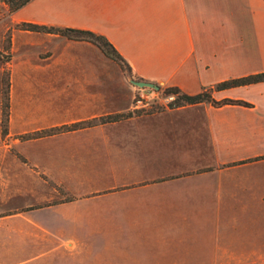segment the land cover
<instances>
[{
	"label": "crops",
	"instance_id": "obj_1",
	"mask_svg": "<svg viewBox=\"0 0 264 264\" xmlns=\"http://www.w3.org/2000/svg\"><path fill=\"white\" fill-rule=\"evenodd\" d=\"M20 22L102 34L130 73L90 41L14 29L12 137L128 111L136 91L132 78L192 95L264 72V0H31L5 19L0 50L3 30ZM2 71L0 58V229L21 236L10 253L50 240L47 228L33 233L40 227L34 214L90 198L115 196L123 207L147 204L157 214L174 212L177 199H214L213 212L228 214L244 213L232 207L236 199L256 197L261 189L264 80L212 88L210 101L7 144L1 135ZM41 173L61 182L69 198L62 200ZM34 206L28 210L33 220L10 221L19 209ZM159 218L144 219L146 228H165ZM69 242L79 245L71 235L45 246Z\"/></svg>",
	"mask_w": 264,
	"mask_h": 264
},
{
	"label": "rangeland",
	"instance_id": "obj_2",
	"mask_svg": "<svg viewBox=\"0 0 264 264\" xmlns=\"http://www.w3.org/2000/svg\"><path fill=\"white\" fill-rule=\"evenodd\" d=\"M11 13L0 0V30ZM14 29L21 28L14 24L3 30L0 50L3 61L1 135L7 144L14 138L22 141L66 130L50 128L43 129L46 132L40 134L33 132L13 137L8 135V130L6 134L2 133L3 88L7 70L10 73L11 36ZM8 38L9 49L6 48ZM120 68L129 74L122 66ZM155 100H152V108H142L144 111H141L153 112L165 108ZM10 148L25 160L17 150ZM41 176L63 196L62 200L69 198L61 182H51L48 179L51 177L44 173ZM262 176L257 196L236 199L237 202L232 206L236 210L243 207L244 213L216 214L213 212L214 199L182 198L174 200V205H171L174 212L157 214L153 212L154 207L147 204L141 208L130 205L123 207L117 204L115 196L90 198L66 208L40 211L34 214L40 227H33V233L42 235L44 227L52 233L48 239L57 241L72 235L79 245L69 242L57 247L56 243L45 246L46 242H43L19 247L10 253L9 247L19 242L21 236L14 230L1 228L0 260L9 256L14 261H0V264H264V174ZM52 179L55 180L54 177ZM35 207L19 209V214L10 221L33 220L28 210ZM1 216L0 223L3 224L4 218ZM155 217L164 218L165 228L158 231L146 228L149 223L144 219ZM6 247L10 255L2 252Z\"/></svg>",
	"mask_w": 264,
	"mask_h": 264
},
{
	"label": "trees",
	"instance_id": "obj_3",
	"mask_svg": "<svg viewBox=\"0 0 264 264\" xmlns=\"http://www.w3.org/2000/svg\"><path fill=\"white\" fill-rule=\"evenodd\" d=\"M31 0H3L5 5H7L9 12H15L18 9L22 8L24 5H26ZM18 27L21 29L31 30V31H40V32H48V33H56L63 35L69 39L73 40H86L94 43L97 45L105 55H107L109 58L116 61L120 66H122L128 73H130V67L126 60L122 57V55L116 50V48L112 45V43L102 34L96 33L91 30H85V29H77V28H71V27H58V26H48L43 24H36L31 22H20L18 23ZM10 47V39H7V45L6 48L9 49ZM9 71L6 72V77L4 80V88H3V104H2V133L6 134L8 130V121H9V87H10V78H9ZM139 79V78H135ZM141 80V79H140ZM264 80V72L250 74L242 77L232 78L228 80L221 81L214 85V87L209 88H203L200 92L196 94H187L184 92H181L176 87H165L159 89V91L164 94H176V99L169 103V108L177 107L184 104H193L198 103L201 101H210L211 100V90L212 88L215 89H223L243 84H249L254 82H259ZM162 106V105H161ZM162 108V107H161ZM143 109H133L132 111H124L114 114H109L105 116H101L99 118L91 119L88 121L78 122L70 125H64L63 129H72L79 127L81 125L86 124H95V123H104V122H110V121H116L128 116H132L133 114H139L143 111ZM59 128V129H60ZM46 130L36 132L35 134L44 133ZM51 182H55L56 180L52 178H48ZM64 190V188H63Z\"/></svg>",
	"mask_w": 264,
	"mask_h": 264
},
{
	"label": "built area",
	"instance_id": "obj_4",
	"mask_svg": "<svg viewBox=\"0 0 264 264\" xmlns=\"http://www.w3.org/2000/svg\"><path fill=\"white\" fill-rule=\"evenodd\" d=\"M135 94L133 97V109L152 108V100L161 104L164 107H169V103L173 102L177 95L170 93L167 95L162 94L159 90L150 87H138L135 85ZM156 103V104H157Z\"/></svg>",
	"mask_w": 264,
	"mask_h": 264
},
{
	"label": "water",
	"instance_id": "obj_5",
	"mask_svg": "<svg viewBox=\"0 0 264 264\" xmlns=\"http://www.w3.org/2000/svg\"><path fill=\"white\" fill-rule=\"evenodd\" d=\"M131 82L133 85H136L138 87H150L155 90H158L160 88L159 84L151 82V81H145L140 79H131Z\"/></svg>",
	"mask_w": 264,
	"mask_h": 264
}]
</instances>
